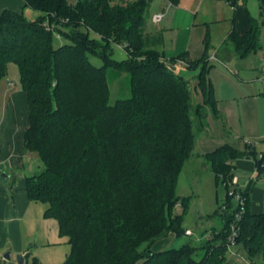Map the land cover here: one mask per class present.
Instances as JSON below:
<instances>
[{
    "label": "trees",
    "instance_id": "trees-1",
    "mask_svg": "<svg viewBox=\"0 0 264 264\" xmlns=\"http://www.w3.org/2000/svg\"><path fill=\"white\" fill-rule=\"evenodd\" d=\"M153 1L25 0L41 13L36 20L8 9L0 13V80L10 63L17 65L28 104L23 145L44 165L26 178V191L46 205L45 216L57 221L67 239L70 252L63 264H234L228 259L239 212L229 195L235 186L233 162L254 156L264 176V151L258 155L249 144L245 150L224 145L205 155L227 190L210 216L221 225L206 231L199 245L153 248L171 234H187L183 216L174 211L186 210L191 198H180L176 187L194 154L198 130L206 125L205 107L193 103V90H200L217 114L208 55L167 61L151 47L145 18ZM259 2L264 12V0ZM251 23L249 32L230 37L242 54L259 46L260 25ZM56 35L63 39L58 46ZM114 44L124 48L126 59L114 58ZM179 60L200 69L194 88L174 72ZM109 69L128 74L130 82L129 97L113 104ZM249 190H240L246 206L236 244L250 264H264V212L250 210Z\"/></svg>",
    "mask_w": 264,
    "mask_h": 264
},
{
    "label": "crops",
    "instance_id": "crops-1",
    "mask_svg": "<svg viewBox=\"0 0 264 264\" xmlns=\"http://www.w3.org/2000/svg\"><path fill=\"white\" fill-rule=\"evenodd\" d=\"M157 1L151 4L156 27L145 29L152 47L167 61L180 55L187 60L208 55V77L217 114L210 113L205 128L198 130L194 155L185 166L190 164L189 177L197 160L200 167L195 175L197 187L202 186L205 175L209 180L213 176L217 187L206 154L224 145L245 150L249 144L258 155L264 151V12L259 0H236L235 6L228 0H180L177 5L168 0ZM26 7L25 0H0V13L6 9L24 13ZM157 15H161L159 22L154 20ZM251 19L260 25L259 46L242 54L230 37L234 32H249ZM176 66L193 73L187 76L180 70L191 82L200 70L189 68L183 60L177 61L173 68ZM7 78L0 82V174L6 173L0 179V264H19L18 255L24 257L23 264H32L34 260L40 264H63L70 245L59 234L57 221L45 216L46 205L29 198L28 176L19 173L27 156L23 134L28 126V104L23 89L17 90L16 84ZM19 108L26 110L27 117H18ZM256 162L254 156L238 157L233 162V174L239 190L250 188V210L263 213L264 176H259ZM214 199V205L207 209L203 206L201 210L202 218L214 223L209 230L221 225L219 218L210 217L218 207V193Z\"/></svg>",
    "mask_w": 264,
    "mask_h": 264
},
{
    "label": "rangeland",
    "instance_id": "rangeland-1",
    "mask_svg": "<svg viewBox=\"0 0 264 264\" xmlns=\"http://www.w3.org/2000/svg\"><path fill=\"white\" fill-rule=\"evenodd\" d=\"M155 1L157 0H154L153 2ZM152 5H150L146 13L145 29L147 30H152L156 27V24L152 22V15L154 13V10H151ZM156 8H158V4H155L154 9ZM40 14H41L40 12L30 7L25 8L24 15L28 20H36L40 16ZM62 41L63 39L56 35L55 45L56 46L60 45ZM113 49H114V58L117 59L118 61H122L127 58V53L123 47L114 44ZM91 60L97 67L102 66V60L100 58L92 57ZM180 70H183L184 72L183 74L185 75H187L188 73L193 74L192 72H189V69L186 67L176 66V68H174V72L177 75L183 76ZM107 76H108V82L110 85V92H111L110 102L112 104L115 103V101L119 99H124V98L129 97L130 95L129 83L130 82H129L128 74L114 70V69H109L107 72ZM6 78L8 79V81H12L14 84H16L17 90H22L19 69L16 64L14 63L9 64ZM1 81L2 80H0V82ZM196 84H197L196 80L194 82H191V85H193V88L194 86H196ZM193 98H194L193 103H200L201 105L205 107L206 118H207V116L213 111L209 104L204 103V99L201 94V91L198 89H196L195 91L193 90ZM25 113H27L26 110L24 111V109H22L21 111L20 108L18 109L19 118H22V116L27 117ZM195 123H196V129L198 130L200 122L197 119V117H195ZM25 153L27 155L26 158H24L25 166L19 170V173H23L25 177L37 175L41 173L44 170V165L41 162V159L38 157L37 153L30 152L28 150H25ZM191 162L192 161H190V163ZM191 168H193L191 170L193 177L191 173H189V177H188V169H190V164H188L185 166V168H183L181 174L179 175V179H178V183L176 187L177 195L180 198L190 196L191 199L188 203V207L186 210H184L182 206H178L176 207L174 212L176 214H181L183 216L182 227L186 230L190 229L193 233L192 235L186 234V235H182L179 237H175L173 234H171L170 236L163 238L159 242H157L153 247L154 250L180 248L187 243L199 245L207 239V236H203V235L214 224L212 221L202 218L201 210H203V206L205 209H207L208 207L214 205V201L216 200L214 199V197L216 198V193H218L219 199L226 197L227 190L222 184L217 183V187H216V184L213 181L214 179L213 176L211 180H209L206 177V175L202 179V182H203L202 186L197 187V184L195 182L196 181L195 175H197V173L199 172L198 168H200L199 164L197 163V160H194L193 167ZM3 175H6V173L4 172L1 173L0 179H4L2 178ZM5 179H7V177ZM234 188H237V190H239L238 187H235V186L231 188V190H233ZM211 208L213 209L214 207H211ZM204 213H206V211H204ZM228 259L232 261L234 264H250L247 260L246 251L241 244H235L230 248L229 253H228ZM258 261L261 262L260 259Z\"/></svg>",
    "mask_w": 264,
    "mask_h": 264
},
{
    "label": "built area",
    "instance_id": "built-area-1",
    "mask_svg": "<svg viewBox=\"0 0 264 264\" xmlns=\"http://www.w3.org/2000/svg\"><path fill=\"white\" fill-rule=\"evenodd\" d=\"M161 19V15H157L154 17V20L156 22H159ZM262 80L264 82V63L262 65ZM232 184L236 186L237 184V180L235 178H233L232 180ZM229 195L231 197H233L234 201L237 203L238 207H239V212L236 213V216H235V221L234 223L232 224V234L231 236L229 237V243H230V248L236 244V238L238 236V232H239V222L241 221L242 219V215L245 211V206H246V198L244 196V194L240 191V190H231L229 192ZM187 235H192L191 231H187L186 232Z\"/></svg>",
    "mask_w": 264,
    "mask_h": 264
},
{
    "label": "water",
    "instance_id": "water-1",
    "mask_svg": "<svg viewBox=\"0 0 264 264\" xmlns=\"http://www.w3.org/2000/svg\"><path fill=\"white\" fill-rule=\"evenodd\" d=\"M19 264H23L24 257L22 255H18L17 257Z\"/></svg>",
    "mask_w": 264,
    "mask_h": 264
}]
</instances>
